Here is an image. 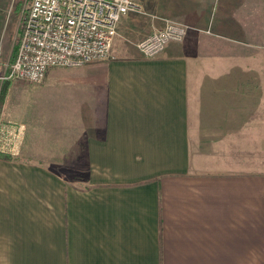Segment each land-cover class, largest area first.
<instances>
[{
  "label": "crops",
  "instance_id": "1",
  "mask_svg": "<svg viewBox=\"0 0 264 264\" xmlns=\"http://www.w3.org/2000/svg\"><path fill=\"white\" fill-rule=\"evenodd\" d=\"M139 4L108 58L7 92L0 264H264V0Z\"/></svg>",
  "mask_w": 264,
  "mask_h": 264
},
{
  "label": "built area",
  "instance_id": "2",
  "mask_svg": "<svg viewBox=\"0 0 264 264\" xmlns=\"http://www.w3.org/2000/svg\"><path fill=\"white\" fill-rule=\"evenodd\" d=\"M140 9L139 0H28L14 36L16 50L6 62L2 79L39 84L51 67L105 60L121 16ZM185 34V25L166 20L136 46L143 56L152 58ZM19 127L11 121L0 123V152L18 153Z\"/></svg>",
  "mask_w": 264,
  "mask_h": 264
},
{
  "label": "rangeland",
  "instance_id": "3",
  "mask_svg": "<svg viewBox=\"0 0 264 264\" xmlns=\"http://www.w3.org/2000/svg\"><path fill=\"white\" fill-rule=\"evenodd\" d=\"M27 1L28 0H0V96H1V92L3 91L4 84L6 83L4 81H7V79H2V76L4 75V71H5V65L6 62L14 56L13 54V56L10 58L11 50L12 47L14 46V36L18 32L19 19L25 10V5L27 4ZM172 22L181 24L180 22H176V21H172ZM15 50H16V45H15ZM242 70H243L242 67L240 68L236 67L231 69V72L235 74H242ZM10 81L11 82L8 84V91L10 88L15 89L19 87L16 85V84L19 85L20 84L19 82L15 80H10ZM12 85L14 86L11 87ZM10 93L13 94L11 95V99H13L16 96V91L11 90ZM3 104L4 102L0 105V123L9 121L7 119H4L3 117L4 114ZM11 122L13 123L15 122L17 125L22 126L23 129V130L20 129L19 127L16 130V133L18 135L20 131V135L18 138V146H17V149H19L20 136L24 135L25 125L22 122L16 120H11ZM5 154L13 157L12 154L9 153H5Z\"/></svg>",
  "mask_w": 264,
  "mask_h": 264
},
{
  "label": "trees",
  "instance_id": "4",
  "mask_svg": "<svg viewBox=\"0 0 264 264\" xmlns=\"http://www.w3.org/2000/svg\"><path fill=\"white\" fill-rule=\"evenodd\" d=\"M14 51H15V45L12 47L11 54H10V58L13 56ZM4 82H6V83L4 84L3 91L1 92V96H0V105L4 102V99H5V96H6V92L8 91V84H9L11 81H10V80H7V81H4ZM0 158H5V159H16L15 157H12V156L7 155V154L2 153V152H0Z\"/></svg>",
  "mask_w": 264,
  "mask_h": 264
}]
</instances>
